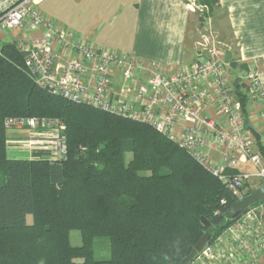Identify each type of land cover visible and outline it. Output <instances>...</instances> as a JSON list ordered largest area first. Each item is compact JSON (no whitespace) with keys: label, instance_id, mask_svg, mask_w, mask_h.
<instances>
[{"label":"trees","instance_id":"1","mask_svg":"<svg viewBox=\"0 0 264 264\" xmlns=\"http://www.w3.org/2000/svg\"><path fill=\"white\" fill-rule=\"evenodd\" d=\"M198 2L213 14L218 0ZM233 84L247 115L243 76ZM7 117L61 120L67 160L51 162L46 152L10 159ZM237 200L150 125L49 94L28 75L15 43L0 47V264H179L208 231L202 218L215 227L212 239L233 222L218 228ZM75 230L80 246L71 242ZM100 239L109 242L108 260L94 256Z\"/></svg>","mask_w":264,"mask_h":264},{"label":"built area","instance_id":"2","mask_svg":"<svg viewBox=\"0 0 264 264\" xmlns=\"http://www.w3.org/2000/svg\"><path fill=\"white\" fill-rule=\"evenodd\" d=\"M47 0H0V40L15 43L35 84L53 96L150 125L217 176L238 199L255 180L264 184V160L247 129V115L233 80L225 75L221 50L204 37L196 62L164 70L132 53L102 48L46 17ZM201 9H207L202 7ZM191 10L194 11L193 8ZM202 10V11H203ZM17 31L21 39L7 40ZM243 82L264 126V71L255 61ZM215 116H205L206 110ZM7 149L68 158L66 126L59 119L7 117ZM225 153L226 167L212 163L208 150ZM251 164L253 172L227 173ZM264 204L250 207L215 235L189 264H254L264 250Z\"/></svg>","mask_w":264,"mask_h":264},{"label":"crops","instance_id":"3","mask_svg":"<svg viewBox=\"0 0 264 264\" xmlns=\"http://www.w3.org/2000/svg\"><path fill=\"white\" fill-rule=\"evenodd\" d=\"M186 2L47 0L41 10L46 17L99 47L132 53L139 58L153 60L168 70L194 64L199 53L210 46H205L204 39L200 40L206 37L200 33V17H196V11L191 10V5ZM203 7L207 8L206 11L201 10L205 12L204 23L207 21L213 27L218 38V46L214 40L211 44L219 50L222 48L220 57L225 65V75L232 80L242 77L247 72L243 66L248 70L255 61L264 71V0H218L213 14L207 6ZM10 33L12 36L20 35V38L17 35L11 38ZM21 38L22 34L17 31L5 35L6 41ZM247 111V129L252 128L260 135L256 148L261 152L260 149H264V126L253 99H249ZM204 115L215 116V111L206 110ZM208 156L217 167H226L222 151L208 150ZM238 171L253 172L254 168L251 164H244ZM254 264H264V250Z\"/></svg>","mask_w":264,"mask_h":264},{"label":"rangeland","instance_id":"4","mask_svg":"<svg viewBox=\"0 0 264 264\" xmlns=\"http://www.w3.org/2000/svg\"><path fill=\"white\" fill-rule=\"evenodd\" d=\"M186 3H189L191 5V8H193L196 11V17H200V22L198 23L199 25V29H200V33L201 36L205 35L206 37H208V39H210V41H215L216 45L218 38H216L215 33L213 32L214 29H212L213 27L209 25H206V22L204 23V13L201 11L203 9H201L203 6L200 5V3L198 2V0H187ZM203 11H206L205 9ZM201 15V16H200ZM206 15V14H205ZM214 19V17H213ZM17 35V34H15ZM13 35V36H15ZM11 38L13 37L12 34L10 33ZM18 37V35H17ZM20 38V35L19 37ZM204 38H200V40H203ZM2 42L0 41V47L2 46ZM221 53L222 52V48H221ZM8 157L10 159H29L31 157V153L28 151H22V150H9L8 151ZM260 184L259 180H255L253 181L252 184H249L247 186L244 187V192L247 191V189L251 188V187H255L258 186ZM28 221L31 222L32 221V217L28 218ZM70 238H71V242L73 245L75 246H80L82 244V237H81V233L79 231H72L70 234ZM94 256L97 260H108L111 257V251H110V246H109V242L105 239H100L97 240L95 243V249H94ZM78 263L81 262L80 260L77 261Z\"/></svg>","mask_w":264,"mask_h":264},{"label":"water","instance_id":"5","mask_svg":"<svg viewBox=\"0 0 264 264\" xmlns=\"http://www.w3.org/2000/svg\"><path fill=\"white\" fill-rule=\"evenodd\" d=\"M250 133L255 138L256 142H260V135L252 128H249ZM263 202L264 203V186L260 188L253 189L249 195L244 196L238 199L223 215V221L218 225V228L225 226L228 221H232L237 218L240 214L247 211L255 203ZM202 224L208 229V231L203 235L195 246L192 253L186 257L179 264H189L195 255L202 251L203 247L209 241L211 234L214 231V226L207 218H202Z\"/></svg>","mask_w":264,"mask_h":264}]
</instances>
